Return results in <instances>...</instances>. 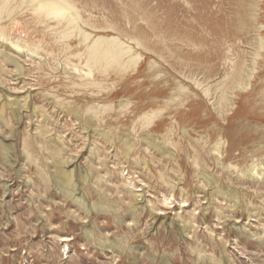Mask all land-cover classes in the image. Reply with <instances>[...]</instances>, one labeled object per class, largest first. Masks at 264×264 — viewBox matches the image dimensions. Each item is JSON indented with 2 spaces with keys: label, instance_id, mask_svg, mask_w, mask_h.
I'll return each instance as SVG.
<instances>
[{
  "label": "rangeland",
  "instance_id": "374dc122",
  "mask_svg": "<svg viewBox=\"0 0 264 264\" xmlns=\"http://www.w3.org/2000/svg\"><path fill=\"white\" fill-rule=\"evenodd\" d=\"M70 1L85 21L84 29L133 38L130 45L143 59L135 71L115 63L103 71L100 61L93 68L98 84L79 80L66 64L68 55L84 51L76 46L77 38H57L61 27H48L55 20H38L21 0H0V7H17L10 16L2 14L1 24L15 17L12 35L40 39L42 46L32 59L0 41V108L6 113V122L0 120V264H264V177L240 175L252 160L264 163V73L255 91L243 98L238 118L229 117L227 123L222 109L211 104L219 95L214 83L230 66L223 62L227 56L251 67L257 36L264 34L258 28L264 24V0ZM65 43L71 48H62ZM71 60L79 64L78 58ZM257 61L264 68V57ZM196 82L210 86L212 95H203ZM179 85L186 87L184 93ZM174 95L178 98L171 101ZM127 100L130 105L121 107ZM178 102L192 118L169 132ZM97 103L111 105L99 119L86 110ZM156 107L164 108L159 125L138 120L142 111ZM85 120L92 123L85 125ZM216 125L224 126L231 140L223 160H215L209 151ZM151 137L170 157L150 144ZM24 139L33 160L25 158ZM128 140L134 147L126 154ZM2 145L9 148L7 157ZM54 149L59 154L50 158L47 150ZM60 162L76 176L70 196L55 174ZM123 169L141 191L125 193ZM198 171L215 181L209 183ZM80 173L84 181L77 177ZM216 188H233L238 197L230 199ZM100 196L113 202L112 207L94 209ZM164 196L172 203L162 205ZM181 200L187 205L180 209ZM155 208L164 214L157 215ZM61 236L70 240L61 241Z\"/></svg>",
  "mask_w": 264,
  "mask_h": 264
},
{
  "label": "bare ground",
  "instance_id": "6f19581e",
  "mask_svg": "<svg viewBox=\"0 0 264 264\" xmlns=\"http://www.w3.org/2000/svg\"><path fill=\"white\" fill-rule=\"evenodd\" d=\"M13 1V0H12ZM6 2V1H4ZM21 5L22 3H24V7L26 6H30V9L33 10V13L37 15L38 20H50V19H54V24H48L49 28H54L55 26H59L61 27L57 33V38L59 39H63L66 38L67 36H72L74 35V37L77 38V45L76 46H80L82 45L84 47V51L83 52H77V53H71L70 55L67 56V61L66 64L73 69V71L75 72L77 78L79 80H84V79H91V83L93 84H98V82H95L93 80V72H94V65L97 62L103 61L104 67H102L103 71H106L107 67L112 64L115 63L116 66H118L119 68H122L124 70L130 69L132 71H135L139 68V64L141 63V60L143 59L142 54L139 52H136L135 50H133V47L130 45L131 41L133 40V38L130 39H126V40H122L119 36L114 35V34H99V33H91L89 31H87L86 29H84L81 26V23H85V21L82 19L80 13H78V9L74 7L73 3L70 0H21ZM2 5V4H0ZM19 5V7L21 6ZM5 6V5H4ZM4 6L0 7V41L2 40L3 42L5 41V45H9L12 49H14L18 54H23L28 56L29 58L32 59H36V57L39 56V51L42 50V46L40 44V39H38L37 41L32 40L30 37L24 38V34L23 35H12V32H14V25L13 24H18V22L16 21L15 17H9V22L6 25L1 24V20H2V14L3 13H7L8 16H10L13 12H17V7H9L6 6L4 8ZM7 16V17H8ZM86 24V23H85ZM259 29H263L264 30V24L259 25L258 27ZM94 31V30H93ZM258 43H257V48H256V52H254V55L252 56L253 58H251V60L253 61L251 67L249 66H245L244 62H236L234 61L231 57L227 56V58H225L223 60L224 64H229V68H227V70L224 72V75L222 76L223 78H221L220 80H217L215 84L216 88L218 89L219 95L211 102L212 106H214V104H217V106L219 108H221V113L222 115H224V119L225 121H227L228 123V119L229 117H234V118H238L239 116H241V109H242V100L243 98H248V96L255 91V83L257 78H261L262 75H260V73H264V68H262V66L260 65V62L257 61V59H259L260 57H264V54L261 53L262 50H264V34L260 33L258 36ZM69 38V37H67ZM134 42H136L134 40ZM133 44V43H132ZM2 45V44H1ZM8 46V47H9ZM136 46V45H135ZM9 47V48H10ZM71 48V45L68 43H65L64 46H62V48ZM3 52V51H2ZM1 52V53H2ZM4 57V55H3ZM6 57V56H5ZM78 58L79 60V64L77 63H73L71 58ZM11 60V58H10ZM251 61V62H252ZM12 65H14L12 62ZM17 64V62H15ZM20 64V63H19ZM65 64V65H66ZM59 66V65H58ZM67 66V67H68ZM15 67V66H14ZM13 67V70H14ZM20 67V66H19ZM66 67V66H65ZM5 69V68H4ZM115 69V68H114ZM66 69L64 68V71ZM5 71V70H4ZM3 71V74H4ZM20 71V70H19ZM8 72V71H7ZM6 73V72H5ZM16 73L18 74L19 72L16 71ZM9 74V73H7ZM12 75V74H10ZM14 75V74H13ZM19 75V74H18ZM17 75V76H18ZM71 75V74H70ZM6 76V75H5ZM21 76V75H20ZM104 76V75H103ZM1 77V76H0ZM10 80V77H8ZM22 80V79H21ZM10 82V81H9ZM74 82V81H73ZM103 84V83H102ZM195 84V83H194ZM193 84V85H194ZM212 84V83H211ZM210 84V85H211ZM106 85V84H105ZM107 86V85H106ZM195 86V85H194ZM208 86V84H207ZM21 87V86H20ZM196 87L199 88V90H201V92L203 93V95L205 96H209L212 95L211 92V87H203L201 86V84L199 82H196ZM24 88V87H23ZM107 88V87H106ZM11 89H14L13 87ZM18 89V88H15ZM14 89V90H15ZM179 92H185L186 87L179 85L178 88ZM19 90V89H18ZM22 90V89H21ZM264 90V88H263ZM37 91V90H36ZM25 92V91H24ZM45 92V90H44ZM21 93V92H20ZM49 93V92H48ZM6 94V93H5ZM4 94V95H5ZM23 94V93H22ZM45 94V93H43ZM42 94V95H43ZM1 95V93H0ZM26 95V93H25ZM46 96V94H45ZM53 96V95H52ZM179 96V95H178ZM22 97V96H21ZM60 97V96H59ZM12 98H14V96H12ZM27 98V97H26ZM177 95H174L173 97H171V101H175L177 99ZM203 98V97H202ZM9 99V98H8ZM126 99V98H125ZM238 99V101H237ZM20 100V99H19ZM50 100V99H49ZM9 101V100H8ZM13 101V100H12ZM16 101V99H15ZM51 101V100H50ZM1 102V101H0ZM11 102V101H10ZM9 102V103H10ZM19 102V101H18ZM54 102V101H53ZM56 102V100H55ZM14 103V101H13ZM20 103H22L20 101ZM24 103V102H23ZM94 103V102H93ZM130 101H126V103H123L121 107H126L130 105ZM19 104V103H18ZM4 105V104H3ZM14 105L16 106V104L14 103ZM22 105V104H20ZM19 105V106H20ZM54 105H56V103H54ZM13 106V105H12ZM38 106V105H37ZM184 104L183 102H178L175 103L174 108L176 109V112L170 117V127H168V131L171 132L174 129H176L177 127L180 128V126L182 124H185V121L187 119H191V114L188 112H184L183 108ZM198 103L193 104L194 108H198ZM18 107V106H17ZM21 107V106H20ZM32 107V106H31ZM111 107V105L108 104H100L97 103V105L95 107L93 106H88L86 108V110H91V112L93 111V118L95 119H99L100 118V114L102 112H104L107 108ZM180 107V108H179ZM33 108V107H32ZM35 108V106H34ZM60 108V107H59ZM58 108V110H59ZM213 108V107H212ZM215 109H217V107L214 106ZM15 109V108H14ZM42 107H38V110H41ZM70 108H68L69 110ZM163 109L162 107H156V108H150L149 111H142V113L138 116V120H144L145 123L147 124H151V125H159V121L163 115ZM33 110V109H31ZM57 110V109H56ZM13 112V111H12ZM17 112V110H16ZM42 112V111H41ZM36 113V111H35ZM39 113V112H38ZM66 113V111H65ZM77 115V113H76ZM48 116V115H47ZM90 116V115H89ZM6 113L4 108H0V120L5 121L6 122ZM92 117V116H91ZM90 117V118H91ZM9 118V117H8ZM38 118V117H37ZM49 118V116H48ZM79 118V117H78ZM32 119V118H31ZM85 119V118H84ZM92 119V118H91ZM37 120V119H36ZM40 120V119H39ZM43 120V119H42ZM141 120V121H142ZM82 121V120H81ZM19 123V122H18ZM71 123V122H70ZM82 123V122H81ZM90 121L85 120L84 124L85 125H89ZM92 123V122H91ZM90 123V124H91ZM83 124V125H84ZM94 124V123H93ZM44 125V123H43ZM82 125V124H81ZM18 126V125H17ZM39 126V125H38ZM45 126V125H44ZM35 127V125H34ZM33 127V129H34ZM37 127V125H36ZM25 129V128H24ZM36 129V128H35ZM87 128H85L86 130ZM108 129V128H107ZM80 130V129H79ZM183 134L186 133L185 129L183 128ZM26 131V130H24ZM36 131V130H35ZM50 131V130H49ZM67 131V130H66ZM39 132V133H38ZM36 131V134H42L43 131ZM45 132V130H44ZM98 133H100V136H106V140H107V132L104 130H99L97 131ZM226 128L223 126L221 128H219L216 125V128L214 130V136H216V140L215 143L211 146V148L209 149L210 151V155L213 156V158L215 160H223L224 153L228 152V148L231 145V140L229 139V136L226 135ZM64 133V132H63ZM111 133V132H110ZM109 133V134H110ZM125 133V132H124ZM14 134V133H13ZM212 134V135H213ZM6 135V134H5ZM112 135V134H111ZM116 135V134H115ZM124 135V134H123ZM212 135H209L210 137ZM53 136V133H52ZM81 136V135H80ZM117 136V135H116ZM48 137V136H47ZM51 137V136H49ZM119 137V135H118ZM148 137V136H147ZM5 138V137H4ZM7 138V137H6ZM44 136L42 137L43 140ZM117 137H115L116 139ZM153 137H151L152 139ZM102 139V137L100 138ZM34 140V139H33ZM46 140V139H45ZM87 140V139H86ZM105 140V139H104ZM131 140V139H130ZM128 140L125 143V152L123 150L124 153H128L129 150H131L134 147V142ZM155 138H153V141H150V144L158 149L164 156L167 155L168 157H170V153L167 152V150L165 148H163V146H161L158 142H155ZM63 141V140H62ZM107 141H110L107 140ZM195 141V140H194ZM66 142V141H65ZM36 143V142H35ZM147 143V141H146ZM163 143H169V140H163ZM5 144V143H4ZM23 144H24V150H25V158L26 159H30L33 160L34 157H32V152H30V143L24 139L23 140ZM93 144V143H92ZM110 144V142H109ZM39 145V144H37ZM260 145V144H259ZM6 145H2V151H4V154L6 155L5 157H7V155H9V148L5 147ZM44 145L42 144L41 147H43ZM124 146V145H123ZM149 146V143H148ZM111 147V146H110ZM48 149V147H46V145L43 147ZM114 149V148H113ZM165 149V150H164ZM45 150V149H44ZM91 150V149H90ZM94 150V149H92ZM48 151V155L54 157L55 155L59 154V151L57 149H54L52 151ZM63 151V150H62ZM46 152V151H45ZM91 152V151H89ZM158 152V151H157ZM159 152V153H160ZM9 153V154H8ZM160 153V154H161ZM69 154V153H68ZM66 153V155H68ZM249 154V153H248ZM162 155V156H163ZM2 156V155H1ZM74 156V155H73ZM230 156V155H229ZM75 157V156H74ZM84 157V156H83ZM16 158V157H15ZM67 158V157H66ZM68 158H71V156H69ZM110 158V157H109ZM6 159V158H5ZM64 160V158H62ZM74 159V158H73ZM35 160V159H34ZM61 160V159H60ZM143 160V159H141ZM140 160V161H141ZM149 160V158H148ZM8 161V160H7ZM65 161V160H64ZM73 161V160H72ZM150 161V160H149ZM264 161V160H263ZM69 162V161H68ZM132 163V161H130ZM151 162V161H150ZM8 163V162H7ZM11 163V162H10ZM70 163V162H69ZM133 164V163H132ZM226 164V163H225ZM50 165V164H49ZM63 162L57 163L56 167H55V174L58 178V180L62 181V190L63 193L66 194L67 196H70V194L73 193V191L76 189V184L73 181V177L75 176V174L73 173V168L69 169V171L64 170L63 169ZM227 167H231V166H235L231 163L226 164ZM53 166V165H52ZM51 166V167H52ZM220 166V165H219ZM195 169V168H194ZM264 163L262 161L260 162H256L253 161L249 163V165H246L245 168L243 170H240V175H245L246 172H248L251 176H259L261 174V178L264 177ZM146 170V169H145ZM181 170V169H180ZM16 171V170H15ZM18 171V170H17ZM19 173V172H18ZM121 177L123 182H121V186L122 189L125 191V193L129 194V193H133L134 191H141L142 189L139 188L136 184V182H134L132 180V178L130 176L128 177H124V175H127L128 172H125L124 169L120 172ZM159 175V174H158ZM198 175L201 176V178L203 177L204 180H207L209 183L210 182H214L215 180H213L212 176H208L207 174H205L203 171H198ZM79 176V178L81 179V181H84L86 179L85 175L82 176L81 173L77 174V177ZM180 176L182 177V173L180 174ZM47 177V176H46ZM45 177V178H46ZM76 177V176H75ZM161 177V176H160ZM243 177V176H242ZM99 178V177H98ZM47 179V178H46ZM97 179V178H96ZM101 179V178H100ZM104 179V178H103ZM160 179V178H159ZM158 179V180H159ZM250 179V177H249ZM48 180V179H47ZM99 179H97L98 181ZM170 181V180H169ZM78 182V181H77ZM99 182V181H98ZM207 182V183H208ZM142 183V182H141ZM169 183V182H168ZM172 183V182H171ZM171 187H175V185L172 183ZM206 183V185H207ZM22 184V183H21ZM100 184V183H99ZM166 184V183H165ZM164 184V185H165ZM214 184V183H213ZM167 186L169 184H166ZM169 185V186H170ZM222 185V184H220ZM78 186V185H77ZM211 186V184H210ZM209 186V187H210ZM224 186V184H223ZM3 187V186H2ZM82 187V186H80ZM96 187V186H95ZM78 188V187H77ZM92 188V187H91ZM9 189V188H8ZM94 189V188H92ZM202 189V188H201ZM224 189V188H223ZM60 190V189H59ZM101 190V189H100ZM116 190L117 192H121L122 190H120V186L118 184H116ZM203 190V189H202ZM217 190V188H216ZM225 190V189H224ZM223 190V191H224ZM61 191V190H60ZM181 191H183V189H181ZM76 192V191H75ZM218 193H221L222 195H225L232 199V198H237L238 194L236 192V190H234L233 188H229L227 189L225 192H222L220 189L217 190ZM241 192V191H240ZM96 194V193H95ZM243 195V194H242ZM3 196V195H2ZM61 196V195H60ZM78 196V195H77ZM140 196L137 192V195H135V197ZM121 200L124 201V197L120 196ZM133 197V196H132ZM226 197V198H227ZM69 198V197H68ZM72 198V197H71ZM75 198V197H74ZM81 197H79L80 199ZM78 199V200H79ZM135 199V198H134ZM141 199V197H140ZM179 199V198H178ZM77 200V201H78ZM83 201V199H80ZM79 200V202H80ZM136 200V199H135ZM134 200V201H135ZM242 200V199H241ZM81 201V202H82ZM140 201V200H139ZM203 201V200H201ZM222 201V200H221ZM76 202V200H75ZM80 202V203H81ZM84 202V201H83ZM147 202H149V205L152 206L151 200L147 199ZM212 202V201H210ZM91 203V202H90ZM162 205L167 206L169 204L172 203L171 198L169 197H163L162 201H161ZM179 203V208H183L185 207L187 204L185 201L181 200L178 202ZM243 203V201H242ZM84 204V203H83ZM113 205V202H111L108 198H106L105 196H100V200L97 202H93L92 206L94 209H100L103 208L104 210H107L109 208H111ZM243 205V204H242ZM137 206V204H136ZM139 206V205H138ZM235 206V204H234ZM91 207V206H90ZM145 206H141V208H144ZM250 207V206H249ZM256 207V206H255ZM135 208V206H134ZM86 209V208H85ZM152 209V208H151ZM196 209V208H195ZM247 209V208H246ZM258 209V208H257ZM88 210V209H87ZM144 210V209H142ZM155 210H157L159 213H157V215L159 214H164V211H162V209H157L155 208ZM179 210V209H178ZM261 210V209H260ZM259 210V211H260ZM85 211V210H84ZM258 211V210H257ZM95 212V211H94ZM149 212V211H148ZM214 212V211H213ZM89 213L86 212V214ZM254 213V212H253ZM155 214V212H154ZM153 214V215H154ZM250 214V212H249ZM257 214V213H256ZM153 220V219H152ZM128 222V221H127ZM167 222V221H166ZM185 222V221H184ZM189 223V222H188ZM172 224V223H171ZM179 225V222L177 223ZM168 225V224H167ZM177 225V226H178ZM182 225V224H181ZM186 225V223H185ZM176 226V225H175ZM176 226V227H177ZM173 227V226H171ZM179 227V226H178ZM184 227V226H183ZM187 227V225H186ZM169 228V227H168ZM177 229V228H176ZM83 231H85L84 229H82ZM89 232V231H87ZM84 233V232H83ZM182 233V231H181ZM261 233V231H260ZM188 235V234H187ZM89 236V235H88ZM87 236V237H88ZM62 240L64 242H67L70 240L69 236H61ZM59 237V238H61ZM58 239V238H57ZM110 245H113V242L109 241ZM62 244V243H61ZM67 244V243H66ZM98 244V243H97ZM100 244V243H99ZM107 244V243H106ZM64 246V245H63ZM108 246V245H107ZM63 249V248H62ZM141 251V250H140ZM63 253V252H62ZM63 255V254H62ZM228 259V258H226Z\"/></svg>",
  "mask_w": 264,
  "mask_h": 264
}]
</instances>
